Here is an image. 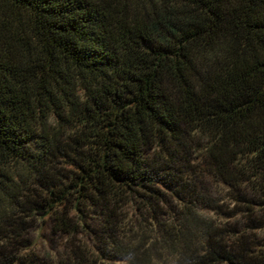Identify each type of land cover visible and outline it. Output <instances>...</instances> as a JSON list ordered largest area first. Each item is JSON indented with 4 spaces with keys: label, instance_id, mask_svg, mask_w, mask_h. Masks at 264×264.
Wrapping results in <instances>:
<instances>
[{
    "label": "trees",
    "instance_id": "obj_1",
    "mask_svg": "<svg viewBox=\"0 0 264 264\" xmlns=\"http://www.w3.org/2000/svg\"><path fill=\"white\" fill-rule=\"evenodd\" d=\"M0 264H264V0H0Z\"/></svg>",
    "mask_w": 264,
    "mask_h": 264
},
{
    "label": "rangeland",
    "instance_id": "obj_2",
    "mask_svg": "<svg viewBox=\"0 0 264 264\" xmlns=\"http://www.w3.org/2000/svg\"><path fill=\"white\" fill-rule=\"evenodd\" d=\"M33 236H34V237H37V234L34 232V233H33Z\"/></svg>",
    "mask_w": 264,
    "mask_h": 264
}]
</instances>
